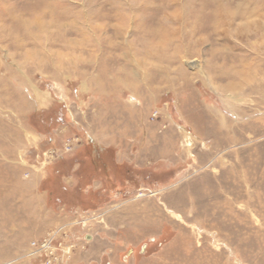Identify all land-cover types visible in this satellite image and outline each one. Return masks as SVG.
<instances>
[{"label": "rangeland", "instance_id": "rangeland-1", "mask_svg": "<svg viewBox=\"0 0 264 264\" xmlns=\"http://www.w3.org/2000/svg\"><path fill=\"white\" fill-rule=\"evenodd\" d=\"M0 264H264V0H0Z\"/></svg>", "mask_w": 264, "mask_h": 264}, {"label": "trees", "instance_id": "trees-1", "mask_svg": "<svg viewBox=\"0 0 264 264\" xmlns=\"http://www.w3.org/2000/svg\"><path fill=\"white\" fill-rule=\"evenodd\" d=\"M57 120H59V121H61V119L59 118V119H57ZM84 150H85V148L84 149H82V150H80V153L81 152H84ZM108 153V155L110 156L112 153H110V152H108V150L107 151H105L104 150V152H101V158L102 159H106V158H104V157H102V156H104L105 154H107ZM81 155H82V153H81ZM83 157H85L86 158V156H83ZM105 157H107L108 158V156H106L105 155ZM67 162H68V164H69V166H70V168H73V164H74V162H77V160H75V161H72V160H68L67 159ZM77 163H80L81 164V167L82 166H86L87 165V160L86 159H84L83 161L81 160H79V162H77ZM102 162H99V164H101ZM58 165H61L64 169V171H65V169L67 168H65L64 167V160H62V161H59L57 164H55L52 168H54L55 166H58ZM87 168H89L88 166H86ZM119 169V168H118ZM118 169H116V171L114 170V168H113V170H111L112 171V179H111V181L110 182H108L109 184L108 185H105V186H103L99 191H101V190H104L105 188H106V190L107 191H105L106 193H108V194H112L113 195V193L114 192H116V190L114 191V189H115V187L116 186H118V184L121 182V180H126V181H129V175H127V173L125 172V174H124V172L123 171H120V170H118ZM55 172H56V174H59V175H61L60 174V170H58V169H56L55 170ZM97 172V171H96ZM95 175H97V177H98V179L96 178V177H94L95 179H97V180H100L99 178V176H100V174L98 175V172H97V174L95 173ZM62 177H63V175H61ZM89 177V175L87 176V178ZM120 179V180H119ZM101 182H102V184H105V182L103 181V180H101ZM46 183L48 184L49 183V181H48V179L46 180V181H44L43 182V184H45L46 185ZM49 189V188H48ZM63 190L64 191H67L68 190V188L67 187H65V188H63ZM96 194H99V193H96ZM57 200V202L58 203H64V202H61L62 201V198H57L56 199Z\"/></svg>", "mask_w": 264, "mask_h": 264}, {"label": "bare ground", "instance_id": "bare-ground-1", "mask_svg": "<svg viewBox=\"0 0 264 264\" xmlns=\"http://www.w3.org/2000/svg\"><path fill=\"white\" fill-rule=\"evenodd\" d=\"M247 15H254V16H256V15H257V11H256V10L251 11L250 13H247L246 16H247ZM247 17H248V16H247Z\"/></svg>", "mask_w": 264, "mask_h": 264}, {"label": "built area", "instance_id": "built-area-1", "mask_svg": "<svg viewBox=\"0 0 264 264\" xmlns=\"http://www.w3.org/2000/svg\"><path fill=\"white\" fill-rule=\"evenodd\" d=\"M51 244H52V241H50L49 244L48 243L47 244L45 243V244L42 245V248H45V247L50 248V245Z\"/></svg>", "mask_w": 264, "mask_h": 264}]
</instances>
